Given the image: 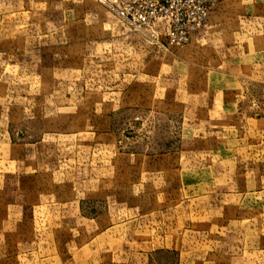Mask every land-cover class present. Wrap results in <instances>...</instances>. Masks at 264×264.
I'll return each instance as SVG.
<instances>
[{"label":"rangeland","instance_id":"rangeland-1","mask_svg":"<svg viewBox=\"0 0 264 264\" xmlns=\"http://www.w3.org/2000/svg\"><path fill=\"white\" fill-rule=\"evenodd\" d=\"M203 221L209 264H264V0H0V264L125 263Z\"/></svg>","mask_w":264,"mask_h":264},{"label":"crops","instance_id":"crops-1","mask_svg":"<svg viewBox=\"0 0 264 264\" xmlns=\"http://www.w3.org/2000/svg\"><path fill=\"white\" fill-rule=\"evenodd\" d=\"M217 37H219L218 41H212ZM220 38L223 39V34H210L208 38L203 39L201 42L192 43L190 45L191 53L203 56L202 52L207 51V53L211 52L216 55L218 52L215 48L218 43L223 41ZM202 60L203 62H196V64H194L195 62H186L185 64L186 71H189V75L193 78L190 86L213 85L212 83L209 85L211 80H207V75L204 74L209 69L204 66V57H202ZM216 71L218 70L216 69ZM215 75L216 73H214ZM208 76L212 77L210 74ZM214 82L216 86L219 84L216 81ZM221 229L224 231V226L221 228L218 223L210 224L205 221L202 223L187 222L185 225L173 223L169 226L155 225L151 228L145 226L142 231L147 233L138 236L136 260H130L127 256L125 263L124 261L121 263L106 261L104 264H209L215 261L214 258L219 260V257L225 253L223 248L226 247L227 242L224 238L225 233H220ZM228 244L234 248V261L242 262L241 244L236 241ZM238 247L239 249H237ZM197 249L201 250L198 252ZM194 250H196L195 253ZM211 257L213 258L211 259ZM77 261L78 259L75 260V264Z\"/></svg>","mask_w":264,"mask_h":264}]
</instances>
